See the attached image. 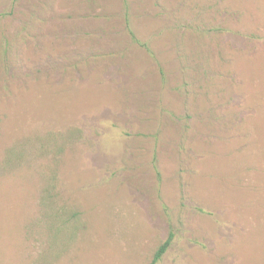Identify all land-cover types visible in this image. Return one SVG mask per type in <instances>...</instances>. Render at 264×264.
Segmentation results:
<instances>
[{
  "label": "rangeland",
  "instance_id": "1",
  "mask_svg": "<svg viewBox=\"0 0 264 264\" xmlns=\"http://www.w3.org/2000/svg\"><path fill=\"white\" fill-rule=\"evenodd\" d=\"M264 264V0H0V264Z\"/></svg>",
  "mask_w": 264,
  "mask_h": 264
},
{
  "label": "trees",
  "instance_id": "2",
  "mask_svg": "<svg viewBox=\"0 0 264 264\" xmlns=\"http://www.w3.org/2000/svg\"><path fill=\"white\" fill-rule=\"evenodd\" d=\"M171 239H172V233H169L168 238L164 242H162L158 246V248L156 249V251L154 252L150 264H155L161 258V256L163 255V253L169 247V245L171 243Z\"/></svg>",
  "mask_w": 264,
  "mask_h": 264
}]
</instances>
